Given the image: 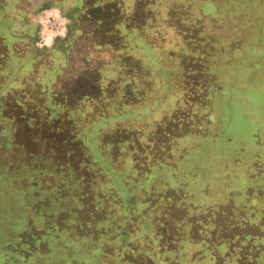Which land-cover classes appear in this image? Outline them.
Segmentation results:
<instances>
[{"label": "rangeland", "instance_id": "rangeland-1", "mask_svg": "<svg viewBox=\"0 0 264 264\" xmlns=\"http://www.w3.org/2000/svg\"><path fill=\"white\" fill-rule=\"evenodd\" d=\"M204 1L112 0L99 10L100 0H86L106 26L100 43L119 63L100 72L88 67L52 88L57 102L86 115L76 130L91 154L92 186L84 185L81 206L49 200L54 175L42 177L37 193L27 188L37 177L16 184L0 178V247L22 230L58 222L60 236L67 232L74 244L65 252L63 237L56 244L48 238L45 249L60 253L48 256V264L92 263L101 245L106 253L125 249L135 264H264V158L244 141L235 143L244 151L226 148L229 139L240 141L239 133H254L249 118L264 120V110L246 107L254 82L248 76L264 71V63L249 61L264 0H207L212 9ZM131 38L142 46L131 50ZM130 54L138 56L137 68ZM117 69L123 75L110 103L117 113L109 107L111 119L100 123L98 111L80 100L96 93L100 76L118 79ZM4 140L0 135V162L11 158ZM102 151L112 158L103 162ZM10 257L0 254V264H21ZM117 257L103 258L124 261Z\"/></svg>", "mask_w": 264, "mask_h": 264}, {"label": "trees", "instance_id": "trees-1", "mask_svg": "<svg viewBox=\"0 0 264 264\" xmlns=\"http://www.w3.org/2000/svg\"><path fill=\"white\" fill-rule=\"evenodd\" d=\"M111 1L100 0L101 4L94 6H98L101 10L108 6ZM13 11L9 0H0V126L5 127L0 128V135L5 138L2 141L6 143L3 150H11V158L5 162H0V178H4L10 184H16V181L20 183L25 181L26 175H29L30 178L37 177L36 182L33 180L29 187L25 185L29 190L37 193L43 189L40 184L42 177L54 175L56 182L53 188L49 190L52 191L49 200L58 202L68 199L70 204L75 200L83 206L81 200L88 194L83 190V187L85 184L91 185L93 182L92 177L89 181V177L86 176L89 175L87 166H89L91 154L87 151L85 140L82 139L80 133H77L76 128L81 130L84 120L82 118L86 115H82V113L79 115L83 109L76 107V105H67L65 100H62L65 103L57 102L55 99L57 94L51 90L54 72L45 59L37 57L30 51H27L22 58L16 55L15 48L12 47L14 37L8 33L10 26L7 23V17L4 16L7 14L11 18H15ZM122 25H125V27L122 26L126 28L125 33L130 34L132 28L130 30L127 24ZM37 38L34 37V39ZM141 43L132 38L128 42L130 49L134 48L133 50L139 49L142 46ZM126 44L123 46L125 47ZM122 53L120 57H122ZM132 55L130 54V56ZM133 56L137 68L139 58L137 55ZM117 73V77H122L123 74L119 69H117ZM120 77L118 79L112 77L106 81L104 76H100V84L95 91L96 93L93 95L86 94L80 100L83 108L88 109L90 106L91 110L96 109L98 111L95 117H100L98 119L100 123L110 118L106 109L111 107L113 111H116L110 103H114L117 98L118 85L115 86L114 84L120 81ZM126 87L131 89V85L129 86L128 83ZM83 99L87 101L84 102ZM5 132L13 133L11 138L6 137ZM15 151L16 154L12 157ZM111 158L109 153L102 151L101 159L103 162ZM78 173H80L79 178L76 177ZM91 174L97 175V171ZM53 225L39 229L29 227L30 230L27 232L25 230L18 232L13 243H6L5 241L2 243L0 254L6 257L7 255L2 253H8L11 255V260H19L24 264H48L49 262H45L48 256L60 254L56 248L45 249L46 246L44 245L48 243V238H53V243L56 244L57 239L63 237L64 243L68 245H64L65 252L74 244L71 238L67 236V232L60 236L62 229L58 222ZM54 227L55 230L53 231ZM64 231L67 230L64 229ZM83 236L81 234L79 237H88ZM112 250V252L106 253L102 245L96 248L92 252L93 261L89 264H135L126 258L128 252L125 249L119 247ZM114 254L121 256L117 258L124 259V261L121 263L104 262V256ZM74 261L66 264H83Z\"/></svg>", "mask_w": 264, "mask_h": 264}, {"label": "crops", "instance_id": "crops-1", "mask_svg": "<svg viewBox=\"0 0 264 264\" xmlns=\"http://www.w3.org/2000/svg\"><path fill=\"white\" fill-rule=\"evenodd\" d=\"M205 2L208 1L205 0ZM9 3L13 7L15 18H11L7 14L4 16L7 17V23L10 26L8 33L14 37L12 47L15 48L16 55L22 58L27 51H30L37 57L45 59L46 63L50 65L51 70L54 72L55 82L59 83L63 79H73V77L78 78L79 74L84 73L85 69L91 66L97 65L96 70L99 71L102 65L113 69L116 68L114 64L119 63L116 54L105 49L108 46H105L102 41L100 43L99 33L102 30L104 31L106 26L101 16L92 15L91 9L93 7H90L86 3V0H9ZM97 7L94 6L95 9ZM207 7L208 9L215 8L212 1L207 3ZM49 8L56 9L69 17L71 21V32L63 44L57 47L51 46V49H45L37 46V39L39 38L38 27L41 12ZM262 13L260 23L257 24V35L255 39L256 54L249 60L253 63H264V8ZM34 37L37 39H34ZM243 43H240V45ZM77 73L79 74L77 75ZM262 73L263 75L261 76H248L250 78L249 80H254V82H249L250 91L254 92V94H250L249 91L247 95L249 105L246 107L249 110H253V108L259 111L264 110V106L262 105L264 98V71ZM52 87L53 85L51 86V90L55 92L56 88ZM57 88L60 90L59 87ZM249 119L253 124L254 133L249 138L246 133H239L236 136H239L240 141L236 138H233V140L228 138L231 143L226 145V148L229 146L238 147L239 145L235 143L240 144L241 141H244L246 144H250L249 147L251 148L256 146L255 151L260 153L257 157L264 158V120L258 119L257 121H252L251 118ZM239 147H241V151L246 150L242 146ZM4 255L8 256L9 254L4 253ZM7 256L5 260H8ZM17 261L20 262L19 260ZM21 264L24 263L21 262Z\"/></svg>", "mask_w": 264, "mask_h": 264}, {"label": "built area", "instance_id": "built-area-1", "mask_svg": "<svg viewBox=\"0 0 264 264\" xmlns=\"http://www.w3.org/2000/svg\"><path fill=\"white\" fill-rule=\"evenodd\" d=\"M66 33V18L58 10L49 8L41 12L38 47H50L56 40L65 38Z\"/></svg>", "mask_w": 264, "mask_h": 264}, {"label": "flooded vegetation", "instance_id": "flooded-vegetation-1", "mask_svg": "<svg viewBox=\"0 0 264 264\" xmlns=\"http://www.w3.org/2000/svg\"><path fill=\"white\" fill-rule=\"evenodd\" d=\"M60 14H62L63 16H65V18H66V27H67V33H66V36H65V38L64 39H59V40H56L53 44H52V46L53 47H57V46H59L60 44H63V42L65 41V40H67V38L69 37V35H70V30H71V21H70V19H69V17L68 16H66V14H64V13H62V12H60Z\"/></svg>", "mask_w": 264, "mask_h": 264}]
</instances>
